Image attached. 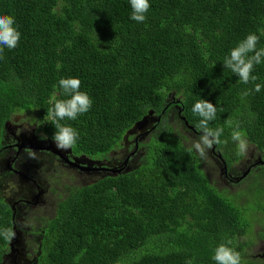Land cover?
Listing matches in <instances>:
<instances>
[{"label":"trees","instance_id":"obj_1","mask_svg":"<svg viewBox=\"0 0 264 264\" xmlns=\"http://www.w3.org/2000/svg\"><path fill=\"white\" fill-rule=\"evenodd\" d=\"M149 2L138 23L129 0H0V14L14 16L21 33L0 59V156L18 113H36L38 130L54 140L56 118L48 110L70 98L61 78L80 79L93 101L76 120L59 121L78 131L69 148L77 156L108 160L135 123L150 111L160 117L149 141L134 148L142 152L133 168H110L118 172L68 186L54 215L37 218L33 264H215L222 243L240 253L241 264H264V253H250L264 238V164L218 186L209 172L211 149L201 157L193 148L201 118L192 111L200 99L215 105L209 127L223 128V135L214 152L229 172L244 155L231 139L237 126L264 157V62L247 84L223 66L250 33L264 48V0ZM175 105L183 124L169 118ZM1 187L0 264L16 231Z\"/></svg>","mask_w":264,"mask_h":264},{"label":"rangeland","instance_id":"obj_2","mask_svg":"<svg viewBox=\"0 0 264 264\" xmlns=\"http://www.w3.org/2000/svg\"><path fill=\"white\" fill-rule=\"evenodd\" d=\"M172 97L174 98V96ZM174 108L171 109L169 118L179 124L182 120L176 113L178 108ZM35 119L36 113H18L13 116L12 121L8 125L5 135L6 144L0 156V184L8 203L14 209L15 222L17 223L21 220L20 213H23L27 215V219L21 221L22 225L36 228L40 226L37 218L52 217L54 215L57 202L67 186L92 182L93 178H96L104 170H110L108 172L111 174L118 172L110 168L121 170L124 167L125 169L133 168L140 161L138 157L142 152L137 150L135 153L134 140L136 135L140 133L144 135L150 131L158 120L154 112L150 111L142 120L130 128L122 141L121 147L114 149L108 160L95 161L85 155L73 159L62 156L63 153L57 148L54 140L48 137L46 139L44 134L38 130ZM182 124H180V132L191 137L192 141H196L197 137L192 136V133L188 131L187 124H184V127L181 126ZM161 133L163 134V132ZM40 137L44 139L40 140ZM147 137L148 135L141 136L139 142L147 141ZM25 144H27L26 147ZM131 151H134L135 154L130 156L127 162H124L127 156L131 155ZM14 154L16 163H11L9 162V156ZM54 154L57 155V158L52 162L51 156H54ZM214 158H218L219 166L214 163ZM263 158L259 149L247 142V150L243 155L240 166L229 172L230 178L227 175L224 176L226 172L224 173L223 171L221 159L215 155L210 156V162L214 164V173L209 172L211 177L217 180L216 184L218 186L226 185L231 182V176L236 179V176L243 175L246 172L251 163L263 161ZM65 162L72 166L73 170L69 172L61 171V177H57L53 174V170L62 166ZM81 168H92L95 170H83ZM98 168L105 169L99 171ZM44 177L49 179L52 177L51 180H48L49 184H44ZM259 230L257 228V232ZM28 236L31 237L29 234ZM257 239L258 242L251 248L250 253L263 257L264 238L260 239L257 237ZM36 241H38V236ZM36 241L35 239L31 240L29 250L25 253H22L21 248L16 246L18 248L17 256L13 250L9 249L2 264H32V260L37 255L33 250L37 245Z\"/></svg>","mask_w":264,"mask_h":264},{"label":"clouds","instance_id":"obj_3","mask_svg":"<svg viewBox=\"0 0 264 264\" xmlns=\"http://www.w3.org/2000/svg\"><path fill=\"white\" fill-rule=\"evenodd\" d=\"M129 3L132 9L130 19L143 23L147 18L146 13L151 7L149 0H129ZM20 38L21 33L16 26L14 16L0 14V59L3 58L2 54L5 48L11 50L18 46ZM258 42L259 37L256 34H248L244 40L231 49L229 56L223 62V66L230 69L245 84L258 79V77L252 75L254 66L264 62V48L257 49ZM58 84L62 88L63 93L70 98L56 100L48 111L50 115L56 118L54 123L57 131L54 134V142L57 148L65 150L75 145L79 138V133L75 128L62 125L59 121L65 118L76 120L78 116L90 110L93 101L87 92L80 90L81 81L78 78H61ZM261 88V84H255L254 90L259 92ZM248 94L247 91L244 93V95ZM192 111L201 118L197 125L201 135L199 140L193 145V148L201 157H204L206 149H212L213 145L222 142L220 137L223 135V128L213 130L209 127V122L216 118L217 111L215 105L210 101L206 99L198 100L193 105ZM231 139L237 144L238 154L243 155L247 150V140L242 131L238 130V126L237 130L231 133ZM224 142L226 143V141ZM258 162L264 164V161ZM228 173L229 170L226 168V174L228 175ZM7 235L10 238L14 233L8 230ZM11 250H15L12 244ZM212 259L215 264H241L240 253L223 243L215 249ZM186 264H193V261L188 260Z\"/></svg>","mask_w":264,"mask_h":264},{"label":"flooded vegetation","instance_id":"obj_4","mask_svg":"<svg viewBox=\"0 0 264 264\" xmlns=\"http://www.w3.org/2000/svg\"><path fill=\"white\" fill-rule=\"evenodd\" d=\"M174 107H177L178 108V106L177 105H175V106H173V108ZM178 110H179V108H178ZM177 113H179V111L177 112ZM158 118V117H157ZM160 120V117L158 118V120H157V122ZM151 133V132H150ZM150 133H149V131L148 132H146L144 135H143V133H140V134H137L136 135V137H135V140H134V142H136V145H134L135 146V148L137 149L139 146H140V144H143V143H145V142H148L149 141V135H150ZM145 135H148V137H147V141H143V142H139V139H140V137L141 136H145ZM41 139H44V138H42V137H40V140ZM47 139V138H46ZM21 146L23 145V144H20ZM19 145V146H20ZM24 146V145H23ZM27 146V144H25V147ZM59 149V148H58ZM61 150V149H60ZM62 151V153L64 154H62V156H66V157H68L69 159H73V158H78V157H80V156H82V155H79V156H77V155H75L74 153H73V151L71 150V149H65V150H61ZM211 151H212V153H213V155H216L217 157H219L220 159H221V162H222V167H223V171H224V173L226 172V169H225V164H226V162H225V160L222 158V156L220 155V154H218V153H216V152H214V147H212V149H211ZM134 154V151H131V155L129 154L128 156H127V159H125V161L124 162H127L128 161V158L130 157V156H132ZM56 158H57V155L56 154H54V156L52 155L51 156V161L52 162H54L55 160H56ZM242 159H243V157L242 158H240V159H238V160H234L233 159V162L231 163V167H232V169H236V168H238L239 166H240V163H241V161H242ZM93 160H95V159H93ZM100 161H102V160H100ZM9 162H14V163H16V156H15V154L13 155V156H9ZM255 164H257V163H251L249 166H248V168H247V170H246V172L243 174V175H238V176H236V179L237 178H240V179H243L244 177H246V176H248V174L250 173V171H251V169H252V167L255 165ZM15 166H16V164H15ZM105 169V168H104ZM73 169H72V166H70L67 162H65L62 166H60V167H58L57 169H54L53 170V174H55L57 177H61V175H60V173H61V171H72ZM227 170H228V168H227ZM106 171H108V170H104V171H101V173H104V172H106ZM63 175H65V174H63ZM227 174H225V176H226ZM227 177L228 178H230V175H227ZM51 179H52V177H51ZM51 179H49V178H46V177H44V184H49V181L48 180H51ZM98 179V176L96 177V178H93V180H97ZM92 180V181H93ZM91 182V181H90ZM90 182H88V183H90ZM68 187V186H67ZM67 187H66V190H65V192H63L62 194H61V196H60V198H59V200L61 199V197L63 196V195H65V193H66V191H67ZM58 203V202H57ZM57 206V205H56ZM23 209V208H22ZM23 210H25V209H23ZM26 211V210H25ZM20 217L22 218L23 217V219H24V217H25V220L27 219V215L26 214H23V213H20ZM24 221V220H23ZM14 226L16 227V231H15V238H14V240H13V243H12V247L15 249L14 250V253H16V256L18 255V248H21V252L22 253H25L26 251H28L29 250V246H30V242H31V240H34V231H32V228L31 227H25V226H23V225H19V224H17V223H14ZM28 234L29 235H31V237L30 236H28ZM16 246H18V248L16 247ZM264 253V252H263ZM33 260H32V264H33Z\"/></svg>","mask_w":264,"mask_h":264},{"label":"water","instance_id":"obj_5","mask_svg":"<svg viewBox=\"0 0 264 264\" xmlns=\"http://www.w3.org/2000/svg\"><path fill=\"white\" fill-rule=\"evenodd\" d=\"M81 169H83V170H95V169H92V168H81ZM104 168H98V170L100 171V170H103Z\"/></svg>","mask_w":264,"mask_h":264}]
</instances>
